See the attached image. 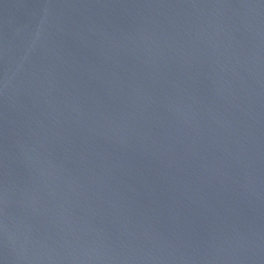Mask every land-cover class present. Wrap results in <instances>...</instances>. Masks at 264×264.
I'll return each mask as SVG.
<instances>
[{"label": "water", "instance_id": "1", "mask_svg": "<svg viewBox=\"0 0 264 264\" xmlns=\"http://www.w3.org/2000/svg\"><path fill=\"white\" fill-rule=\"evenodd\" d=\"M0 264H264V0H0Z\"/></svg>", "mask_w": 264, "mask_h": 264}]
</instances>
